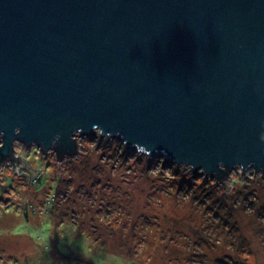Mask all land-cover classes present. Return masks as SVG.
<instances>
[{"label": "water", "instance_id": "water-1", "mask_svg": "<svg viewBox=\"0 0 264 264\" xmlns=\"http://www.w3.org/2000/svg\"><path fill=\"white\" fill-rule=\"evenodd\" d=\"M80 137L263 175L264 0H0V169L36 174L19 144L61 172Z\"/></svg>", "mask_w": 264, "mask_h": 264}, {"label": "rangeland", "instance_id": "rangeland-1", "mask_svg": "<svg viewBox=\"0 0 264 264\" xmlns=\"http://www.w3.org/2000/svg\"><path fill=\"white\" fill-rule=\"evenodd\" d=\"M78 142L61 172L55 153L17 145L36 174L2 171L0 264H264V174L234 172L211 190L161 154Z\"/></svg>", "mask_w": 264, "mask_h": 264}, {"label": "trees", "instance_id": "trees-1", "mask_svg": "<svg viewBox=\"0 0 264 264\" xmlns=\"http://www.w3.org/2000/svg\"><path fill=\"white\" fill-rule=\"evenodd\" d=\"M170 165H174L173 164V162L172 161H170ZM166 166V165H165ZM168 168H170V166H168ZM189 179L190 178H186V183L189 181ZM191 181V180H190ZM206 183V182H205ZM212 183V182H211ZM192 186H194V183L192 182V183H190L189 185H188V187H192ZM210 188H211V190H219V191H224V190H222V188H220V186H218V185H215L214 183H212L211 185H210ZM217 188V189H216ZM220 195V194H219ZM218 195V192H212V193H210V194H206V196H205V199H208V197L210 198V202L209 203H215L216 201H217V199H218V197H220ZM219 202H220V200H219ZM218 202V203H219ZM218 208H220L219 206H218ZM55 209H58V206H56L55 207ZM225 263H228V262H225ZM231 264V263H230Z\"/></svg>", "mask_w": 264, "mask_h": 264}, {"label": "flooded vegetation", "instance_id": "flooded-vegetation-1", "mask_svg": "<svg viewBox=\"0 0 264 264\" xmlns=\"http://www.w3.org/2000/svg\"><path fill=\"white\" fill-rule=\"evenodd\" d=\"M4 167L2 169H0V191L4 189V186H3V179H2V171H4Z\"/></svg>", "mask_w": 264, "mask_h": 264}]
</instances>
